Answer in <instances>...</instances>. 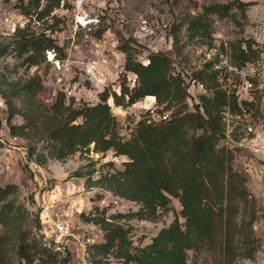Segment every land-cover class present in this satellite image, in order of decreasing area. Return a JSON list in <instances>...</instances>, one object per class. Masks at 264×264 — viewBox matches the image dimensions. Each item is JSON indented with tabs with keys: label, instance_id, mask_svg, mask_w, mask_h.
I'll return each instance as SVG.
<instances>
[{
	"label": "trees",
	"instance_id": "1",
	"mask_svg": "<svg viewBox=\"0 0 264 264\" xmlns=\"http://www.w3.org/2000/svg\"><path fill=\"white\" fill-rule=\"evenodd\" d=\"M61 3L19 0L16 4L29 21L43 20L46 26L39 32L29 27L16 29L13 40L0 41V57L15 50L27 67L48 63L49 50L55 58H64L65 44L58 41L55 32L64 27L61 23H65V17L52 13ZM251 4L253 0L213 1L196 14L184 13L171 28L173 51L186 59L188 39L211 40L214 14L230 16L243 29L241 16L247 17ZM65 5L71 4L65 0ZM131 40L119 44L126 53L119 89L106 86L95 102H76L63 90L51 103L45 102L41 98L44 81L39 73L13 80L0 77L10 133L28 139L30 156L35 154L42 164L49 159L65 160L78 151L105 154L113 149L116 154L128 156L122 168L96 178L93 158L87 170L82 166L74 172L86 177L87 186L95 184L139 203L135 210L110 214L97 208L88 214L82 212L85 220L99 224L103 230L104 238L89 247L92 264H243L244 259L254 260L261 238L253 225L263 217L264 207L258 204L247 174L236 162L237 148L226 142L225 112L258 117L259 88L253 89L254 99H239L234 85L240 79L233 71L216 66L221 60L216 54L192 71V79L205 88L192 109L189 83L182 71L175 69L172 56L163 50H150L147 61H142ZM221 49L225 50L224 44ZM263 52L264 45L254 36H241L231 42V59L239 68L258 61ZM128 72L136 74L133 85L128 81ZM253 80L258 86V79ZM145 96L156 100L158 110H171L169 117L148 121L151 114L147 112L130 135L124 136L110 97L115 104L128 106ZM16 115L22 120L14 121ZM230 135L241 137L236 129ZM106 163L114 166L112 160ZM17 192L16 183H0V223L7 229V233L0 234V264L9 261L11 233L18 235L15 250L23 260L21 264H33L38 258L41 261L42 256L49 258L41 264L67 263V254L58 258V250L42 247L29 238L23 229L28 209L18 201ZM172 197L180 201L181 218L175 216L149 242L136 244L134 226L122 219L134 215L157 217L170 209Z\"/></svg>",
	"mask_w": 264,
	"mask_h": 264
},
{
	"label": "rangeland",
	"instance_id": "2",
	"mask_svg": "<svg viewBox=\"0 0 264 264\" xmlns=\"http://www.w3.org/2000/svg\"><path fill=\"white\" fill-rule=\"evenodd\" d=\"M19 0H0V41H10L15 38L16 29L29 27L28 30L42 31L46 22L33 18L31 21L24 16L17 6ZM227 2L229 0H89L83 8L71 5L68 11L62 9L55 15L65 17L64 26L55 32L60 43L65 44L66 55L64 58H54V52H47L48 63L27 67L21 63V57L11 50L0 57V77L13 80L24 78L39 73L43 77L44 88L41 98L51 103L60 90L66 93L67 98L74 97L76 102L99 100V92L106 86L119 89L120 73L123 70L126 53L119 48V44L127 38H133L131 43L138 49L137 57L147 61L150 50H163L171 55L176 70L182 71L186 82L189 83L190 96L188 101L190 108L199 99L202 89L198 82L192 81V71L201 67L206 61L216 54L227 55L231 53V42L245 36L260 38L264 45V0H253L247 9V17H242L243 29L235 25L230 16L220 17L213 15V38L196 37L188 39L185 53L186 59L176 55L173 51L171 28L178 22L184 13L196 14L203 9V5L209 2ZM78 12L84 13L82 23L77 24ZM7 17L19 20V25L12 29L8 25ZM52 19H50V22ZM87 22V24H86ZM86 24V25H85ZM183 30L182 33H184ZM224 44L225 50L221 49ZM53 56V59L50 57ZM92 60H97V68L89 66ZM264 60V53L262 55ZM220 62L216 65H218ZM91 70V71H89ZM241 79L243 73L234 72ZM136 74L128 72V81L131 85L136 82ZM1 84V83H0ZM0 96L6 99L1 92ZM112 111L119 120L120 132L129 136L137 121L147 112H171V110H158L154 98L145 96L135 103L123 106L115 104L113 98ZM8 105L0 107V133L10 142L16 143L12 150L0 146V183H16L18 201L25 204L28 209V219L23 229L29 234V238L38 242L40 246H48L52 250H58V258L67 254L69 256L65 264H86L84 260L91 262L90 255L85 254L80 246V240L71 236H61L51 231L54 220H64L69 223L74 232L81 231L85 224H93L88 227V234L96 237V242L101 241L103 230L93 221L85 220L82 212L88 214L104 209L106 214L117 211L135 210L139 203L135 200L124 198L111 190L101 186H87L86 177L74 175V172L84 166L87 170L91 158L96 161V170L93 177L101 173L122 168L125 154H116L113 149L105 154L91 151L80 153L79 151L65 160L49 159L47 164H42L40 170L31 167L30 161L36 159V155L29 154L30 141L23 137L11 140V133L7 123ZM257 116L226 114L227 130L236 129L243 136L246 133V124H255ZM14 121H21V115H16ZM40 145V144H39ZM112 160L114 166L106 161ZM10 167H7V165ZM248 176V184L257 197L259 205L264 207V181ZM170 209L157 217H141L134 215L123 218L122 221L132 224L133 236L136 244L149 242L154 234L165 225H168L175 216H180L181 204L177 197H172ZM264 216V213H263ZM85 223V224H84ZM264 225V224H263ZM7 233L6 226L0 223V234ZM261 238L260 249L254 260L244 259L243 264H264V226L257 230ZM18 235L10 234L9 261L7 264H21L23 261L16 253L15 247ZM192 253V251H190ZM49 257L42 256V260L36 259L33 264H41ZM41 262V263H40ZM92 263V262H91ZM62 264V262L60 263Z\"/></svg>",
	"mask_w": 264,
	"mask_h": 264
},
{
	"label": "built area",
	"instance_id": "3",
	"mask_svg": "<svg viewBox=\"0 0 264 264\" xmlns=\"http://www.w3.org/2000/svg\"><path fill=\"white\" fill-rule=\"evenodd\" d=\"M71 5H75L78 8H83L85 3L89 0H67ZM71 5H65V0H62L60 7L55 8L52 13L57 12L62 9L64 11H68ZM81 17H86L84 13L78 12L77 14V24L83 23L80 19ZM8 25L12 29H15L19 25V20L14 17H7ZM87 24V22H86ZM85 24V25H86ZM51 53V51H48ZM264 53V52H263ZM262 53V55H263ZM55 58V54H54ZM53 59V56L50 57ZM58 59V58H56ZM89 66L93 68H97V60H92ZM219 67L229 70L230 72L243 73V77H241L238 83H235L236 93L239 95V99L245 98L252 100L255 97L253 92L254 88H259V108L260 113L258 118L256 119V123L253 125L251 123L247 124L245 135L241 136L239 139H235L231 137V131L227 130L228 139L227 143L230 147H236V162L243 169V171L247 175L253 176L255 179L264 181V60L262 57L256 62H248L243 68H239L234 65L231 59V54L222 55ZM91 71V70H89ZM253 78H257L259 81L258 86L255 85ZM193 82H198L195 79H192ZM202 89L204 85L201 82H198ZM0 107H6V100L0 96ZM226 114L231 113L230 111H226ZM170 115V112H155L152 110V113L148 119L151 120H160L166 119ZM11 140H17L20 136L18 135H10ZM3 143V148H6L8 151L12 150L15 147L16 143L10 142L3 137L2 132L0 133V146ZM31 167L33 169L40 170L42 168V164L37 160L33 159L30 161ZM7 167H10L8 164ZM85 224V223H84ZM264 224V216L254 222V228L256 230L260 229ZM93 227V224H85L81 231L74 232L70 227L69 223L64 220H54L52 223L51 231L56 234H60L61 236H75L80 241V246L85 254H89V247L96 242V237L92 234H88L87 228ZM86 264H92L88 262L86 259L84 260Z\"/></svg>",
	"mask_w": 264,
	"mask_h": 264
},
{
	"label": "bare ground",
	"instance_id": "4",
	"mask_svg": "<svg viewBox=\"0 0 264 264\" xmlns=\"http://www.w3.org/2000/svg\"><path fill=\"white\" fill-rule=\"evenodd\" d=\"M50 54H52V52Z\"/></svg>",
	"mask_w": 264,
	"mask_h": 264
},
{
	"label": "crops",
	"instance_id": "5",
	"mask_svg": "<svg viewBox=\"0 0 264 264\" xmlns=\"http://www.w3.org/2000/svg\"><path fill=\"white\" fill-rule=\"evenodd\" d=\"M260 40V38H258Z\"/></svg>",
	"mask_w": 264,
	"mask_h": 264
}]
</instances>
